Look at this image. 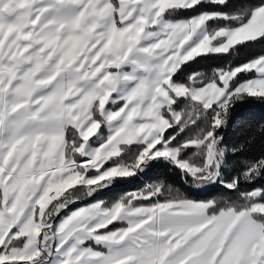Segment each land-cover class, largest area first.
Segmentation results:
<instances>
[{"label": "snow or ice", "instance_id": "6c2138e0", "mask_svg": "<svg viewBox=\"0 0 264 264\" xmlns=\"http://www.w3.org/2000/svg\"><path fill=\"white\" fill-rule=\"evenodd\" d=\"M256 44L264 0H0V264H264V155L226 179L222 135L264 104V55L180 82ZM159 166L227 198L158 181L67 211Z\"/></svg>", "mask_w": 264, "mask_h": 264}, {"label": "trees", "instance_id": "16d2710c", "mask_svg": "<svg viewBox=\"0 0 264 264\" xmlns=\"http://www.w3.org/2000/svg\"><path fill=\"white\" fill-rule=\"evenodd\" d=\"M183 18V17H181ZM215 27V25H213ZM264 55V44H256L254 47L241 46L239 56H232L227 62L222 57H197L196 60L184 65V72L180 76V82H186L188 76L193 72L205 73L211 76L212 71L218 67H224L226 63H244L249 59L257 56ZM183 107V105H181ZM104 135H107L106 129H102ZM264 104L258 102H250L238 104L233 112L229 126L223 130L224 136L223 146L229 149L228 152V167L225 169V178H229L237 174L246 160H254L264 155ZM244 145V149L238 153H232L233 147H240ZM164 181L173 189L181 192L182 194L189 195L194 199H222L227 198L226 192L222 188H215L207 193H201L198 196H192V193L197 191L191 189L190 185L186 184L181 178L178 170L168 166L154 167L146 174H141L138 177L122 179L111 189H105L102 193L91 198L87 204L103 201L105 207H111L112 204L120 197L127 193L141 191L148 185ZM257 187L260 185L257 184ZM248 186H244L247 190ZM87 200V199H86ZM85 201V200H84ZM144 204L148 201L142 202ZM82 205L75 204L67 211L74 210ZM62 212L61 215H65ZM124 225L114 223L110 225V229L119 228ZM104 231V230H102Z\"/></svg>", "mask_w": 264, "mask_h": 264}, {"label": "rangeland", "instance_id": "374dc122", "mask_svg": "<svg viewBox=\"0 0 264 264\" xmlns=\"http://www.w3.org/2000/svg\"><path fill=\"white\" fill-rule=\"evenodd\" d=\"M107 131V130H106ZM89 197H84L83 199H81L82 201H84V200H86V199H88ZM94 203H90V204H88V205H83V206H80V207H78V208H85V207H90L91 205H93ZM78 208H76V209H78ZM76 209H74V210H76ZM74 210H71V211H74ZM71 211H68V212H71ZM61 216H63V215H61Z\"/></svg>", "mask_w": 264, "mask_h": 264}, {"label": "water", "instance_id": "95a60500", "mask_svg": "<svg viewBox=\"0 0 264 264\" xmlns=\"http://www.w3.org/2000/svg\"><path fill=\"white\" fill-rule=\"evenodd\" d=\"M90 199H91V198H88V199L85 200V201H77L76 203L70 205L69 208H70L71 206L77 204V203L80 204V205H86V204L90 201Z\"/></svg>", "mask_w": 264, "mask_h": 264}, {"label": "crops", "instance_id": "0c3cea01", "mask_svg": "<svg viewBox=\"0 0 264 264\" xmlns=\"http://www.w3.org/2000/svg\"><path fill=\"white\" fill-rule=\"evenodd\" d=\"M79 201H82V200H79ZM97 202H98V201H96V202H93V203L95 204V203H97ZM91 204H92V203H91ZM86 205H88V204H86ZM82 206H83V205H82Z\"/></svg>", "mask_w": 264, "mask_h": 264}]
</instances>
